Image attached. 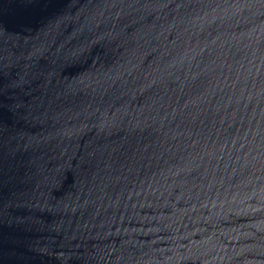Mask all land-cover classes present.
Instances as JSON below:
<instances>
[{
    "label": "water",
    "instance_id": "95a60500",
    "mask_svg": "<svg viewBox=\"0 0 264 264\" xmlns=\"http://www.w3.org/2000/svg\"><path fill=\"white\" fill-rule=\"evenodd\" d=\"M0 264H264V0H0Z\"/></svg>",
    "mask_w": 264,
    "mask_h": 264
}]
</instances>
